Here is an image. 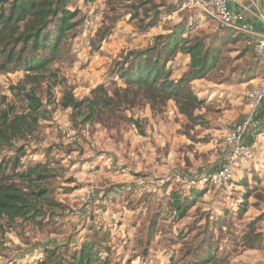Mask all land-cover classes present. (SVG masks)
Instances as JSON below:
<instances>
[{
  "label": "rangeland",
  "instance_id": "374dc122",
  "mask_svg": "<svg viewBox=\"0 0 264 264\" xmlns=\"http://www.w3.org/2000/svg\"><path fill=\"white\" fill-rule=\"evenodd\" d=\"M71 9L80 11L82 24L68 42L69 53L51 66L58 76L51 89L54 103L47 106L51 116L17 144H25V166L48 169L43 187L63 207L46 209L39 225L1 222L0 264H39L48 250H74L89 236L90 226L110 230V252L104 256L112 264H188L205 234L213 237L218 258L211 264H264V129L255 128L256 118L245 136L248 147L255 146L252 160L242 161L224 187L200 183L213 177L225 160V138L245 118L247 94L264 86V60H256L244 38L230 47L207 80L193 82L194 92L209 104L201 111H207L206 127H189L173 111V102L158 113L141 104L85 124L72 109L60 106L65 93L81 100L99 86L110 92L124 88L113 74L115 65L177 24L185 23L189 36L207 39L222 31L214 20L183 10L176 0H75ZM157 15L158 25L147 27ZM168 66L175 79L187 72L181 56ZM23 77L22 72L0 75V110L9 103L23 109L13 94ZM49 87L45 82L36 89L44 103ZM11 155L13 150L4 153ZM245 178L249 188L242 185ZM191 188L206 193L186 217L168 216L171 191L188 196ZM248 190L249 207L240 219ZM247 233L259 236L255 247L243 241Z\"/></svg>",
  "mask_w": 264,
  "mask_h": 264
},
{
  "label": "trees",
  "instance_id": "16d2710c",
  "mask_svg": "<svg viewBox=\"0 0 264 264\" xmlns=\"http://www.w3.org/2000/svg\"><path fill=\"white\" fill-rule=\"evenodd\" d=\"M74 1L0 0V75L24 74L23 80L13 88V94L24 103L23 109L18 111L16 105L9 103L0 110V224L5 221L9 227L18 220L39 225L40 219L47 215L46 209L55 211L63 207L51 199L43 187L49 177L48 169L40 164L25 166V144H17L26 142L39 129L40 122L51 116L52 110L47 106L54 103L51 89L58 80L57 74L51 72V66L69 53L68 42L82 24L80 11L71 9ZM159 18V15L155 16L147 27H156ZM220 31L207 39L189 36L186 24H177L169 29V34L156 36L146 49L129 52L115 65L113 74L123 82L124 88L110 92L99 86L91 97L81 100L67 92L59 104L63 109H72L86 124L99 120L105 113L115 114L141 104L158 113L173 102L189 127H206L209 125L205 116L207 111H201L208 110L209 104L194 92L193 82L207 80L226 59L231 46L244 38L249 44L248 38L241 33L243 38L231 29L220 28ZM179 54L189 56V65L187 72L175 79L168 65ZM45 82L50 86L46 103L36 92ZM133 124L137 129L141 128L137 121ZM140 133L145 135L144 130ZM8 150H13V155L4 156ZM254 178L257 180L256 176ZM242 185L249 188L246 178ZM205 193L206 190L197 188H191L188 196L177 190L171 191L167 215L175 219L186 217ZM251 195L248 190L243 197L238 210L240 219L247 213ZM225 225L220 224V230ZM88 233L89 236L74 250L46 251L39 264H112L109 256H104L110 252V230L90 226ZM242 238L249 247H255L259 236L247 233ZM212 239L204 235L194 260L188 264H211L218 259Z\"/></svg>",
  "mask_w": 264,
  "mask_h": 264
},
{
  "label": "built area",
  "instance_id": "2783aa9c",
  "mask_svg": "<svg viewBox=\"0 0 264 264\" xmlns=\"http://www.w3.org/2000/svg\"><path fill=\"white\" fill-rule=\"evenodd\" d=\"M232 0H176L183 10L200 14L205 18L214 20L220 28L238 31L249 40L257 59L264 60V31H255L251 26L241 25L243 19L239 14H233L228 9ZM264 3V0H260ZM248 111L242 122L236 124L227 134L225 142L228 146L227 156L220 165L218 172L208 178H203L200 183L211 184L221 188L226 186L234 177L237 167L242 161H250L255 155V146L248 147L245 136L252 130L253 122L258 110L264 101V86H257L247 94Z\"/></svg>",
  "mask_w": 264,
  "mask_h": 264
},
{
  "label": "crops",
  "instance_id": "0c3cea01",
  "mask_svg": "<svg viewBox=\"0 0 264 264\" xmlns=\"http://www.w3.org/2000/svg\"><path fill=\"white\" fill-rule=\"evenodd\" d=\"M228 9L233 14H239L242 16L243 19L240 21L241 25L251 26L252 29L255 31H264V3L261 2L260 0H232L228 4ZM244 36H246V35H244ZM180 56L184 57L186 59L187 66H188L189 65V56L179 54L176 59H178ZM187 66H186V69H187ZM201 95H203V93ZM201 97H203V96H201ZM201 97H199V98H201ZM222 97L223 96L220 94L221 100H223ZM201 99H203V98H201ZM172 106H173V111H175L179 115L178 110L175 107L174 103L172 104ZM225 120H226L225 117L222 119H219L220 122H224ZM256 123L258 125L257 127H255L256 129H258V130L264 129V101L261 104V106L258 110V113L256 115Z\"/></svg>",
  "mask_w": 264,
  "mask_h": 264
}]
</instances>
